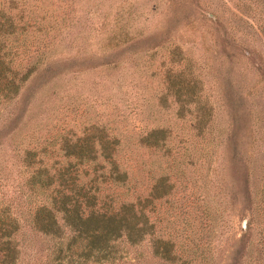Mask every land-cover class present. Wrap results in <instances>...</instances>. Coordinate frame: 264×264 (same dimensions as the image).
I'll use <instances>...</instances> for the list:
<instances>
[{"label": "trees", "instance_id": "obj_1", "mask_svg": "<svg viewBox=\"0 0 264 264\" xmlns=\"http://www.w3.org/2000/svg\"><path fill=\"white\" fill-rule=\"evenodd\" d=\"M5 1L0 0V100L16 97L15 113L24 111L32 101L30 96L36 97L40 90L43 96L51 84V93L57 95L64 88L66 104L71 103L75 97L74 92H70L74 80L66 79L65 74L70 72L76 77L86 67L99 64L90 59L71 61L63 66L55 62L58 45L68 32L64 28L72 24L68 21L67 8L71 3L64 10L63 0ZM237 1L249 9L245 11L249 17L244 18L246 27L264 35V0ZM206 18L223 32L216 35L221 52L228 57L237 53L234 49H240L238 52L252 62L260 73V80L264 81L260 53L248 48L245 53L236 46L235 32L231 28L225 29L216 15ZM112 33L117 38L113 48L138 39L123 26L112 29ZM75 47L83 52L78 43ZM101 52L105 53V49ZM167 52L171 65L165 70L164 80L178 107L175 114L177 117L189 114V129L195 136L205 139L208 152L213 146L210 139L214 135L216 105L202 88L198 72L191 68L187 58L175 59L174 54L178 52L174 48H167ZM174 62L179 64L178 67ZM100 63L117 66V61L106 57ZM221 79L218 94L227 106L229 125L226 129L220 127L219 138L227 136L224 140L233 166L245 168L244 183L233 192V196L243 193L242 207L234 211L241 219L238 246L220 249L216 255L208 240L194 233L190 234L186 245L183 241L181 253L184 257L178 250L174 232L167 236L158 233L151 239L153 253L168 264H211L219 256L229 257L224 264H264V171L256 174L258 180H254L250 188L248 186L252 175L249 161L255 150L256 126L258 119H262L261 111L256 116V112L249 110L251 107L238 100V97L242 99L238 89L246 85L229 76L224 77V81ZM58 80L64 84L60 85ZM224 87L230 95L236 96L237 107ZM22 88H27V92L23 93ZM110 114L112 119L109 121L101 123L97 120L80 129H75L76 123L67 127L70 119H57L56 125L49 124L42 137L32 139L34 135H31L25 146L17 150L15 178L0 192V264H124L127 252L123 246L136 245L144 235L152 232L155 221L150 217L151 212L144 209L139 193L131 199L123 195L131 187L136 191L132 166L123 163L125 148L133 139L132 142L138 145L143 143L161 151V155H170L172 160H167V169L172 167L179 142L171 141L169 127L146 129L125 122L118 124L115 112ZM54 126L56 128L52 130ZM242 128L248 138L246 149L238 140ZM254 166L256 172V163ZM165 172L170 175L169 171ZM223 178H220L222 184L226 183ZM227 224L229 226V218ZM161 244L163 249L158 248ZM136 259L137 256L132 257V260Z\"/></svg>", "mask_w": 264, "mask_h": 264}, {"label": "rangeland", "instance_id": "obj_2", "mask_svg": "<svg viewBox=\"0 0 264 264\" xmlns=\"http://www.w3.org/2000/svg\"><path fill=\"white\" fill-rule=\"evenodd\" d=\"M69 2L71 6H67ZM62 4L64 10L66 6L68 8V21L72 24L64 28L68 32L58 45L56 64L63 66L71 61L89 59L99 64L86 67L76 77L70 72L65 74L66 79L74 80L70 92H74L75 97L69 104H66V90L63 88L55 95L50 92L51 84L43 96L41 90L36 97L30 96L32 101L24 111L15 113L16 97L0 100V192L7 188V183L12 184L16 175L17 150L25 146L31 135H34L32 139L42 137L48 131V125H56L57 119H70L67 127L76 123L75 129H80L97 120L101 123L109 121L112 119L110 112H115L118 124L125 122L146 129L169 127L171 141L179 142L172 167L167 169V160H172L170 155H161V151L150 149L143 143L138 145L132 142L133 139L125 148L123 163L132 166L137 192L131 187L123 195L131 199L139 193L144 209L151 212L155 224L152 232L144 235L138 244L123 246L127 252H124L127 260L124 264H168L153 253L151 239L158 233L167 236L174 232L180 253L183 241L186 245L190 234L194 233L208 240L216 255L220 249L237 247L241 219L234 211L242 207L243 193L233 196V192L244 183L245 168L233 166L224 140L227 136L219 138L220 127L226 129L229 124L227 106L218 94V81L229 76L246 85L238 89L242 95L238 100L251 107L249 110L256 112V116L261 111L262 119H258L255 134L256 140L259 135L262 139L255 140L254 154L250 156L252 175L249 176V188L254 180H258L255 175L264 171V81L260 80V73L252 62L238 52L240 49H234L237 53L228 57L221 52L216 35L223 32L206 16L216 15L225 29L231 28L235 32L236 46L245 53H248L246 48L258 51L264 64V35L246 27L244 18L249 19L245 12L249 10L247 6L237 0H63ZM122 26L136 34L138 39L113 48L117 38L113 37L112 29L118 30ZM77 43L83 52L75 47ZM167 48L178 52L174 54L175 59L187 58L191 68L198 72L202 88L216 105L214 135L210 139L213 146L208 152L205 139L195 136L189 129V114L182 117L175 114L178 107L164 80L165 70L171 65ZM103 49L105 53L101 52ZM105 57L117 61V66L100 63ZM178 65L174 62L175 67ZM224 89L231 97L232 94ZM21 91L26 93L27 88ZM232 97L237 107L236 96ZM240 131L245 136L240 133L238 140L246 149V131L243 128ZM222 177L224 184L220 181ZM158 248L163 249L162 244ZM134 256H137L136 260H132ZM228 260V256H219L211 264H224Z\"/></svg>", "mask_w": 264, "mask_h": 264}]
</instances>
